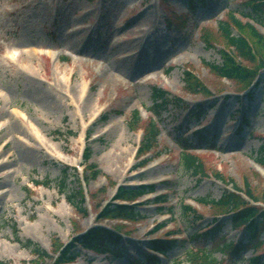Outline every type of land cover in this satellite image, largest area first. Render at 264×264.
<instances>
[{
	"label": "rangeland",
	"instance_id": "374dc122",
	"mask_svg": "<svg viewBox=\"0 0 264 264\" xmlns=\"http://www.w3.org/2000/svg\"><path fill=\"white\" fill-rule=\"evenodd\" d=\"M188 8V0H0V98L7 97L0 105V166L6 163L0 167V263L57 264L59 254L71 249L77 232L116 227L117 221L97 222L91 210V205L97 208L104 201L112 202L115 190L110 178L114 184L133 188L152 185L156 193L136 205L142 220L125 223L127 246L111 255H94L77 246L68 256L71 264H131L153 254L160 264H192L194 251H206L214 264H264V243L259 244V251L248 246L236 255L223 248L226 241L227 245L248 244L230 224L234 211L196 202L202 198L218 201L227 192L215 173L241 189L248 182L258 195L263 190L264 167L257 162L264 138L263 71L248 97L247 91L218 79L204 65L220 64L225 45L216 37L212 39L216 46L211 47L205 42L206 31L217 36L219 25L231 13L247 23L243 15H249L250 9L245 0H214L207 6L199 4L194 12ZM153 22L157 24L154 37L159 35V40L138 39L135 32L143 29L141 34H148L145 28ZM257 28L264 33L263 26ZM120 55L129 57L121 60ZM23 66L34 70L38 83L33 85L58 105L56 112L33 97L31 81L19 73ZM188 68L210 90L208 97L187 93L184 73ZM114 69L119 71L120 83L111 78ZM154 86L172 95L159 115L153 110ZM83 87L84 94L79 92ZM198 104L207 111L199 120L190 113ZM98 109L99 117L90 123ZM14 111L27 114L24 124L32 133L41 132L45 151L25 133L12 134L9 126ZM135 111L143 123L148 118L156 122L161 133L146 168L138 166L142 159L134 156L142 138L132 123ZM84 126L89 130L82 145ZM199 131L202 141L196 136ZM182 139L204 148L197 154L206 164L207 177L184 169L174 143ZM211 146L217 149L207 150ZM85 147L89 162L81 156ZM32 151L39 161H23L22 156ZM73 161L81 163L80 171ZM91 164L101 176L86 185L82 168ZM63 181L65 195L60 192ZM37 183L50 184L45 188ZM81 184L87 194L95 195V202L87 197L89 218L79 217L66 202V196L80 194ZM158 196L167 199L157 203ZM183 205L196 214H184ZM214 229L217 236H197ZM160 238L177 243L167 254L157 253L151 242ZM260 238L264 241V233ZM58 247H62L60 252ZM35 249L46 253L42 261Z\"/></svg>",
	"mask_w": 264,
	"mask_h": 264
},
{
	"label": "trees",
	"instance_id": "16d2710c",
	"mask_svg": "<svg viewBox=\"0 0 264 264\" xmlns=\"http://www.w3.org/2000/svg\"><path fill=\"white\" fill-rule=\"evenodd\" d=\"M197 0H191L190 9L194 10L196 8L195 2ZM209 1L213 0H198L201 4L207 5ZM246 8H250L251 13L245 18H251L258 22L264 23V0H248L246 2ZM217 36H214L212 33L206 31V35L204 36L205 42L208 43L211 47L216 46V43L212 41L218 37L222 43L224 50L220 51L222 55V62L220 64H205L206 67L212 72L214 76L218 79H225L228 82H232L240 86L241 88H248L252 85V83L260 78V71H263L264 74V35L261 31L257 30L251 23H245L243 20L237 19L234 14H230L227 20L221 23L217 29ZM213 39V40H212ZM185 77V88L187 92L197 95L202 94L204 96L209 95V89L204 85V83L196 77L192 72L186 71L184 74ZM153 95L152 100H154V111L158 114L164 109L166 104H169L171 100V94L168 91L162 90L157 87H153ZM204 110L202 106H198L197 109L192 110L193 114L199 117L203 115ZM133 120L134 129H138L141 127V118L139 112L136 111ZM144 134H145V142L143 143L144 148L143 152L149 151L151 148H154L158 138L160 136L158 127L156 123L151 120L144 125ZM197 137L202 138L201 134H197ZM181 147V160L184 169L195 176L207 177V169L206 164H204L203 160L199 158L197 155L190 153V150H195L200 146H194L192 143H189L187 140H182L180 142ZM260 162L264 164V144L261 152ZM88 159L89 156H86ZM91 174L87 177V180L95 179L99 175V172L95 171V167L91 165L89 167ZM95 169V170H94ZM218 180L224 182L225 185H232L233 189L236 191L247 195L254 202H262L264 203V188L260 195L257 194V191L249 184L245 182L244 189H241L237 184L228 183L219 173H215ZM50 184V183H49ZM48 184V185H49ZM47 185V186H48ZM66 188V181H63L60 185V191L65 194L64 190ZM62 189V190H61ZM155 188L153 187H141L133 189H124L121 191L119 199L127 200V201H137V198L147 195L148 193H154ZM158 201H166V197L158 198ZM68 203L72 204L77 212L83 217L88 216V213L85 208V195L81 191L78 195H71L67 197ZM200 205L208 206V207H218L225 211H234V215L232 216V226L233 228L242 229L244 234L249 238V244L253 245V247H257L261 242V234L264 233V209H260L259 207L250 206L247 202L243 200V198L239 195L230 194L228 192H224L223 197L218 200H210L207 198H202L198 200ZM184 211V214L191 215L196 214V210L190 208L189 206L183 205L181 207ZM100 218L105 220L116 221L120 220L123 222H131L138 223V221L142 218L140 211L136 209V207L132 206H115V208H106L103 213L100 215ZM124 226L121 224L117 227L119 231H122ZM220 232V231H219ZM217 233L214 230L204 232L201 236L197 235L198 238H208L210 236H217ZM120 237L115 236L108 231H104L100 228H94L90 232H88L85 236H83L80 241L82 246H85L87 249L106 253L113 252L112 250L117 247L120 243ZM177 242L171 241H158L153 244V248L162 253H166L172 249L173 246L176 245ZM227 245L225 242L223 248L229 250L232 255H236L241 251L239 247L235 248L233 251L232 246ZM29 247H32L29 245ZM34 254L37 256L40 261L44 259L46 254L40 249L34 250ZM202 254V256H201ZM194 251L190 254V263L192 264H214L215 261L212 260L211 255L206 251L204 252ZM65 256V255H64ZM258 263L259 259L255 260ZM3 264V263H0ZM38 264V263H37ZM140 264H160V261L155 257H148L145 263Z\"/></svg>",
	"mask_w": 264,
	"mask_h": 264
},
{
	"label": "bare ground",
	"instance_id": "6f19581e",
	"mask_svg": "<svg viewBox=\"0 0 264 264\" xmlns=\"http://www.w3.org/2000/svg\"><path fill=\"white\" fill-rule=\"evenodd\" d=\"M152 22V21H151ZM145 30H147L148 31V34H144V35H142L141 33L143 32V29L141 30L140 29V31H136L135 32V35L137 36V38L138 39H140V38H144V37H146V38H152V39H154L155 41L156 40H159V35L157 36L156 35V37H154L155 36V32L157 31V24H155L154 22L151 24V27H149V28H145ZM155 31V32H154ZM151 32V33H150ZM154 32V33H153ZM143 33H145V32H143ZM133 34V33H132ZM152 36V37H151ZM119 41V39L116 41V42H118ZM129 55H122V56H120L119 58L121 59V60H124V59H126L127 57H128ZM12 57H14V56H12ZM13 59V61L15 60L14 58H12ZM10 61H11V59H10ZM12 62V61H11ZM34 70H32L31 71V69L29 68V66H23L21 69H19V73L21 74V75H23L24 77H26V80H28V81H31V83H32V85H33V83H38L37 81V78H36V74L33 72ZM121 72V71H120ZM116 73H119V71H117V70H115L114 69V72H113V74H111V78H112V80L113 81H115V82H119L120 83V81L121 80H119V79H117L116 78ZM122 74H124L125 75V73L124 72H121ZM126 76V75H125ZM141 76H143V74L141 75ZM137 83V82H136ZM33 85V88L31 89V93H32V95H33V97L35 96L38 100L40 99V100H42L43 102H46L45 103V106H46V109L47 110H49V111H51V112H53V111H57L58 110V105H56V104H54V103H52V102H50L49 100H48V97H46L45 96V94H42L41 92H40V88H39V86H37V85ZM137 85H139V83H137ZM135 86V85H134ZM136 87V86H135ZM85 89H86V87H83V89H81L79 92H81L82 94H84L83 92L85 91ZM7 98V97H6ZM6 98L5 99H3V97L1 96V98H0V105L3 103V101L5 102V100H6ZM72 102L73 103H75V104H77V105H79L78 104V102H79V100L78 99H75L74 97H72ZM85 104V103H84ZM84 104L82 105V106H84ZM86 107V106H85ZM79 109H80V115H82V117L84 116L81 112H82V110H81V106H79L78 107ZM1 111H2V107H1V109H0V113H1ZM15 113L13 114L12 113V115L10 116V118H11V126H9V129H11V131H12V134H18L19 132H21V133H25L28 137H30V139H32L36 144H37V146H38V149H41L42 151H45V147L43 146V143H42V138H41V136H42V134H41V132L37 129L36 131H35V133H32L31 132V129L30 128H28V127H26V125L24 124V122L22 121V119L24 118V119H26L27 117V114H25V113H22L21 111H14ZM100 112V109H98V110H96V111H94L93 113H92V116L93 117H95V116H97L98 115V113ZM3 125V124H2ZM2 125H0V128L2 127ZM18 136H22V135H18ZM20 141H23L24 142V140H20ZM6 148V147H5ZM29 149H33V147H28ZM46 149H51L52 151H54V149H52V148H46ZM34 150V149H33ZM37 150V149H36ZM35 150V151H36ZM36 152H39V151H36ZM35 152H28L27 153V155L25 154L24 156H22V160L23 161H27V162H29V163H32V164H35L36 162H38L39 160H38V156L37 155H35L34 154ZM45 154H46V152H45ZM0 157H1V155H0ZM74 162H71V164H73ZM6 163H4V164H2L0 167H4V165H5Z\"/></svg>",
	"mask_w": 264,
	"mask_h": 264
}]
</instances>
